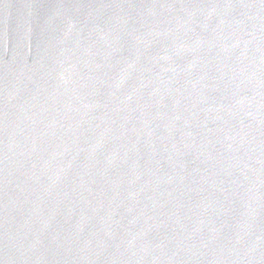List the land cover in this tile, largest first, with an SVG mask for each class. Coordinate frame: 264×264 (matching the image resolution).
I'll list each match as a JSON object with an SVG mask.
<instances>
[{
	"label": "water",
	"instance_id": "1",
	"mask_svg": "<svg viewBox=\"0 0 264 264\" xmlns=\"http://www.w3.org/2000/svg\"><path fill=\"white\" fill-rule=\"evenodd\" d=\"M0 264H264V0H0Z\"/></svg>",
	"mask_w": 264,
	"mask_h": 264
}]
</instances>
